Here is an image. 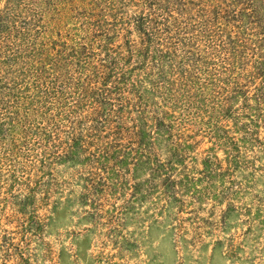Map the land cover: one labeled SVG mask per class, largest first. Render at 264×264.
Wrapping results in <instances>:
<instances>
[{
    "label": "trees",
    "instance_id": "16d2710c",
    "mask_svg": "<svg viewBox=\"0 0 264 264\" xmlns=\"http://www.w3.org/2000/svg\"><path fill=\"white\" fill-rule=\"evenodd\" d=\"M38 1L0 0L5 153L20 142L44 154L60 150L57 159L91 152L76 131L72 143L51 146L63 125L131 141L133 152L175 139L167 161L140 153L101 155L98 163L149 167L153 178L141 182L167 176L161 189L172 202L170 174L188 168L186 156L202 141L211 144L207 157L193 160L205 175L220 170L217 150L234 170L264 168V0H96L77 10L80 26L66 35L50 31Z\"/></svg>",
    "mask_w": 264,
    "mask_h": 264
},
{
    "label": "rangeland",
    "instance_id": "374dc122",
    "mask_svg": "<svg viewBox=\"0 0 264 264\" xmlns=\"http://www.w3.org/2000/svg\"><path fill=\"white\" fill-rule=\"evenodd\" d=\"M91 1L39 0L37 7L54 35H66ZM74 131L91 147L74 160L21 142L10 155L0 138V264H264V168L234 170L217 150L212 161L220 170L205 175L193 160L207 157L211 144L202 141L186 156L188 168L170 174L178 193L172 202L161 189L167 176L141 182L153 178L149 167L136 173L115 160H104L109 168L98 163L101 155L140 153L167 161L175 139L133 152L131 141L63 125L51 146L72 143ZM184 176L190 182L179 184Z\"/></svg>",
    "mask_w": 264,
    "mask_h": 264
}]
</instances>
